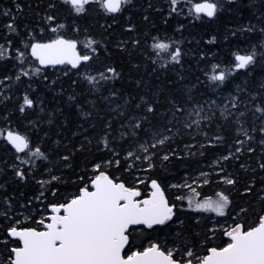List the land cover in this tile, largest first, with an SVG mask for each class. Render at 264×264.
Wrapping results in <instances>:
<instances>
[{"label":"trees","instance_id":"obj_1","mask_svg":"<svg viewBox=\"0 0 264 264\" xmlns=\"http://www.w3.org/2000/svg\"><path fill=\"white\" fill-rule=\"evenodd\" d=\"M199 1L130 0L112 15L98 2L77 14L63 0H0V45L10 56L0 59V81L8 83L0 99V264H9L11 249L19 245L8 237L9 228H40L51 205L73 199L100 172L138 189L141 199L156 180L174 206L166 225L129 230L125 256L158 244L165 252L177 249L174 259L189 247L202 257L208 248L226 245L225 229L258 224L264 215V169L259 166L264 163V111H257L264 109V0H219L211 18L196 17L192 6ZM49 15L55 21H48ZM9 23L16 31L6 27ZM59 36L76 41L77 50L93 59L76 68H40L28 46ZM89 39L95 41V53L85 47ZM157 42L169 47L154 49ZM176 48L178 63L171 60ZM15 49L25 54L23 63ZM253 49L255 63L228 74L234 55ZM213 65H219L217 73L225 71L223 83L209 79ZM109 67L120 75L113 77ZM22 70L29 75L17 80ZM99 73L109 79L101 80ZM88 76L98 83H89ZM25 95L34 103L21 112ZM228 96L235 107L222 111ZM212 101L213 111L190 124L187 109ZM148 104L153 113L146 112ZM7 129L24 135L29 149L13 150L3 137ZM164 137L163 144L157 143ZM37 146L43 157L31 154ZM130 151L139 159L128 157ZM229 152L234 155L223 160ZM17 170L25 179L15 175ZM222 176L236 183L227 185ZM246 187L250 193H244ZM218 192L232 201L226 216L195 210V202L215 200Z\"/></svg>","mask_w":264,"mask_h":264},{"label":"snow or ice","instance_id":"obj_2","mask_svg":"<svg viewBox=\"0 0 264 264\" xmlns=\"http://www.w3.org/2000/svg\"><path fill=\"white\" fill-rule=\"evenodd\" d=\"M63 2L69 4L75 13L81 14L85 11V5L92 0H63ZM95 2H98L107 13H117L122 10V4H127L130 0H95ZM170 2L172 5H176L179 0H170ZM16 7L19 8L20 5L17 4ZM49 7H54V5L50 4ZM219 7V0H203V2L194 4L192 11L197 18L201 14L211 18L217 14ZM172 11H176L175 7ZM3 14L9 15L8 12ZM46 19L55 21V17L52 15L47 16ZM6 27L11 31H16L13 23L7 24ZM63 27V24L58 25V28ZM51 31L56 32L57 28H52ZM8 43L11 46V41ZM94 43L95 41L89 39L85 45L86 48L91 49L92 53L96 51L95 48H92ZM28 47H30L31 56L37 58L41 65H57L67 62L76 68L82 62L87 63L93 59L91 54L81 55L77 52L76 41L66 40L63 37L47 43L35 42ZM152 47L167 49L169 45L157 42ZM15 51L18 53L17 59L23 63L25 54L19 49H15ZM7 52L8 49L0 45V59L5 58ZM180 56V49L176 48L171 55V60L178 63ZM255 56L254 49L247 55L235 54L234 68L230 69L228 74L253 65ZM218 68L219 65H213V74L209 76V79L213 82L223 83L226 73L225 71L217 73ZM36 71L39 72L40 69H36ZM107 72L112 73L113 77L120 75L113 67L107 68ZM21 75L28 76L29 73L22 70L16 79L19 80ZM99 76L101 80L109 79L104 73H99ZM4 79H9V77ZM87 79L89 83L94 81L98 83L95 76H88ZM141 100L143 101V98ZM33 103V100L25 95L20 111L24 112V106L31 107ZM139 106L137 105V107ZM233 107H235V103H233ZM154 111L153 106L148 104L146 112L153 113ZM257 111H264V109L258 108ZM194 123H198V121H194ZM135 127L139 128L141 125L138 123ZM261 132H264V128H261ZM245 135L247 134L245 133ZM6 139L14 146L17 153L29 149V140L24 135L8 131ZM167 139L168 137H164L157 143L163 144ZM219 139L217 137V140ZM236 143L243 145L244 141L238 140ZM261 143L264 144V141ZM240 150V147H237L235 151L240 152ZM30 151L34 156H44L39 146L34 151ZM248 151L251 152L252 149L249 148ZM233 155L234 153L229 152L222 159L228 160ZM127 156L134 157V154L130 151ZM17 158L19 159V157ZM64 159L67 160L68 157H64ZM134 159H139V157H134ZM164 159L167 160L168 156H164ZM28 162V160L22 161L24 164ZM116 163L119 164V161ZM259 166L264 169V163ZM149 167L152 165L149 164ZM96 168L99 169L100 165H96ZM15 175L21 180L25 179L23 170H17ZM52 179L58 178L54 176ZM221 179L227 185L236 183L234 179L227 176H222ZM205 183L208 181L205 180ZM92 187L93 191H89L87 186L81 188L80 193L66 204L51 205L53 213L50 217L51 222L46 224L44 231H37L34 228L20 229L16 226L9 228V236L18 237L22 241V247L11 249L9 264H193L194 260L196 264H264V215L259 217L258 226L247 231L243 230L241 224H236L226 232V235L231 238V242L219 250L216 247L210 248L208 255L203 257L198 256L189 247L184 250V255L180 259H174V252L178 251L177 249H168L165 252L160 245L151 244L142 252H133L125 259L121 252L125 245L130 243V226L144 225L148 229H152L154 225H166V222L173 219L174 206H169L156 180L151 181V187L154 189L151 198L144 200L136 199L140 196V192L135 188H128L123 183H114L103 172L95 176ZM184 187L190 188L194 195H198L196 189L191 185L185 184ZM250 192L251 187H246L244 193ZM216 196L215 200L207 198L202 202H195V210L213 212L221 217L226 216L232 201L223 192L216 193ZM177 199H183V197H177ZM192 204L193 201L190 199L189 206L191 207ZM247 211L246 208L240 209V213H247ZM61 212L63 215L60 214ZM39 223L43 225L44 220H40Z\"/></svg>","mask_w":264,"mask_h":264},{"label":"rangeland","instance_id":"obj_3","mask_svg":"<svg viewBox=\"0 0 264 264\" xmlns=\"http://www.w3.org/2000/svg\"><path fill=\"white\" fill-rule=\"evenodd\" d=\"M92 2H95V0H92ZM4 48L7 49L6 47H4ZM80 54L83 55L84 53L80 52ZM9 58H10V56H9V53L7 52L5 54V58H3L1 60L2 61H9ZM7 86H8V83H6V81H2V83H0V99L4 98V96H5V90L4 89ZM233 103H234L233 97L228 96V97L224 98L221 110L224 111V109H228L229 107H232ZM214 106H215V103L213 101L212 102H207L204 105L203 104L202 105L195 104V105H193V106H191V107H189L187 109V117H186V119L189 120L190 124L195 125L196 123H194V121H199L201 118H204L206 115H209L213 111ZM6 131H10V129H7ZM153 191H154V189L153 190L150 189L143 199H141L140 196H139V199L140 200H144V199L151 198V195H152ZM47 216H46V219H47ZM46 219H44V222L47 221ZM232 228L233 227L225 229V231H224L223 235L225 236L226 243H228V241H229V236L226 235V232L230 231ZM41 229H42V224H41L40 228H38V230H41Z\"/></svg>","mask_w":264,"mask_h":264},{"label":"water","instance_id":"obj_4","mask_svg":"<svg viewBox=\"0 0 264 264\" xmlns=\"http://www.w3.org/2000/svg\"><path fill=\"white\" fill-rule=\"evenodd\" d=\"M199 2H203V1H199ZM199 2H197V3H199ZM196 4V3H195ZM78 52V51H77ZM35 58V57H34ZM36 60H38L37 58H35ZM39 61V60H38ZM83 63V62H82ZM7 132L8 131H6L4 134H3V137H4V139L7 141V139H6V136H7ZM13 132V131H12ZM14 133H16V132H14ZM8 142V141H7ZM8 144L11 146V148L13 149V150H15V148H14V146L10 143V142H8ZM16 151V150H15ZM105 175H107L108 176V174H106L105 172H103ZM109 177V176H108ZM110 178V177H109ZM95 179V177L91 180V182H90V185H89V191H93L94 190V188L92 187V181ZM111 179V178H110ZM113 180V179H112ZM113 182L114 183H122V182H116V181H114L113 180ZM136 189V188H135ZM137 191H139L138 189H136ZM80 193V192H79ZM136 199L137 200H140L139 199V196L138 197H136ZM70 201V200H69ZM68 201V202H69ZM68 202H66V203H68ZM66 203H64V204H66ZM60 205V204H59ZM50 211H51V208H50ZM53 213L51 212L48 216H47V221H45L44 222V224L42 225V229L41 230H37V231H44L45 230V226H46V224L47 223H50L51 222V220H50V217H51V215H52ZM61 215H63V212H61L60 213ZM147 227V226H144V225H139V226H130V229L131 228H133V227ZM154 226H157V225H154ZM256 226H258V224L257 225H255L254 227H256ZM253 228V227H252ZM20 229H24V228H20ZM129 229V230H130ZM249 230V229H248ZM7 235H8V237L9 238H11V239H14V240H16L18 243H19V245L17 246V247H22V241H20L19 240V238L18 237H11V236H9V234H8V232H7ZM229 240H230V242H231V238L229 237ZM126 246L127 245H125V247H124V249L122 250V252H121V255L126 259L127 258V256H125L124 254H123V252H124V250H125V248H126ZM14 248V247H13ZM143 251V250H142ZM142 251H137V252H142ZM132 255V254H131ZM206 255H208V253L206 254ZM129 256V255H128Z\"/></svg>","mask_w":264,"mask_h":264},{"label":"flooded vegetation","instance_id":"obj_5","mask_svg":"<svg viewBox=\"0 0 264 264\" xmlns=\"http://www.w3.org/2000/svg\"><path fill=\"white\" fill-rule=\"evenodd\" d=\"M90 3H97V2H90ZM123 6H124V4H122V8H123ZM120 12V11H119ZM119 12H117V13H119ZM117 13H108V14H112V15H115V14H117ZM60 37H62V36H59V37H53L52 39H50V40H47V41H44V42H40V43H47V42H50V41H52V40H55V39H57V38H60ZM64 39H66V38H64ZM66 40H69V39H66ZM78 51V50H77ZM79 52V51H78ZM80 53V52H79ZM37 63H38V66L40 67V68H52V67H56V66H62V65H67V66H69L70 68H72V65L71 64H69V63H65V64H57V65H41L40 63H39V61L37 60ZM38 230V229H37ZM244 230V229H243ZM248 229H246V230H244V231H247ZM228 243H230V240L228 241ZM228 243H226V245L224 246V247H226L227 246V244ZM224 247H222V248H224ZM211 248H213V247H211ZM210 248H208L207 249V253H208V250H209ZM218 250L219 249H221V248H217ZM163 250V249H162ZM206 253V254H207ZM205 254V255H206ZM205 255H203V256H205ZM202 256V257H203ZM193 264H196V262H193Z\"/></svg>","mask_w":264,"mask_h":264}]
</instances>
